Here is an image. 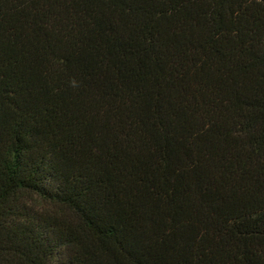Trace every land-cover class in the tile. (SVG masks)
Here are the masks:
<instances>
[{"label":"trees","instance_id":"1","mask_svg":"<svg viewBox=\"0 0 264 264\" xmlns=\"http://www.w3.org/2000/svg\"><path fill=\"white\" fill-rule=\"evenodd\" d=\"M0 264H264V0H0Z\"/></svg>","mask_w":264,"mask_h":264},{"label":"clouds","instance_id":"2","mask_svg":"<svg viewBox=\"0 0 264 264\" xmlns=\"http://www.w3.org/2000/svg\"><path fill=\"white\" fill-rule=\"evenodd\" d=\"M70 85H71L73 88L79 87V83H78L75 79H72V80L70 81Z\"/></svg>","mask_w":264,"mask_h":264}]
</instances>
